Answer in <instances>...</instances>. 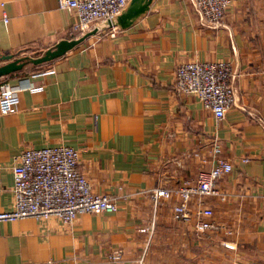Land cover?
<instances>
[{
    "label": "crops",
    "instance_id": "1",
    "mask_svg": "<svg viewBox=\"0 0 264 264\" xmlns=\"http://www.w3.org/2000/svg\"><path fill=\"white\" fill-rule=\"evenodd\" d=\"M75 21L58 0H0V56L37 57L74 38ZM93 29L63 55L0 76L24 83L17 110L0 111V209L13 203L16 155L68 144L94 191L120 195L118 210L0 221V264H264V0H233L219 25L202 21L193 0H152L127 26ZM222 59L234 101L218 120L176 89L175 70ZM218 155L234 169L218 179L224 197L203 201L222 230L196 231L197 199L181 219L179 195L154 203L152 188L195 182Z\"/></svg>",
    "mask_w": 264,
    "mask_h": 264
},
{
    "label": "built area",
    "instance_id": "2",
    "mask_svg": "<svg viewBox=\"0 0 264 264\" xmlns=\"http://www.w3.org/2000/svg\"><path fill=\"white\" fill-rule=\"evenodd\" d=\"M130 0H58L60 9L73 11L76 21L71 33L74 37L95 28L102 20H110L120 13ZM202 21L219 25L233 0H193ZM9 17L4 16L7 22ZM234 72L230 60H189L177 65L175 87L179 91L196 93L203 105L215 118H224L234 101ZM24 83H0V111L14 112L20 102V90ZM31 91L43 86L29 85ZM220 150L219 145L216 151ZM244 160H247L246 158ZM80 151L73 145L54 144L42 147L28 146L16 155L13 164V203L8 209H0V221H12L21 217L49 218L56 215L64 221L74 220L80 213L114 212L118 210L119 194L99 193L82 171ZM234 169L233 162L218 155L209 169L201 170L195 182L185 181L176 188L158 186L151 189L154 203L173 194L180 201L172 206L176 219L188 217L189 202L197 199L194 211V227L198 232L219 231L224 228L212 219L214 208L203 201L205 196L224 197L217 187L218 179ZM230 233L231 230L226 228ZM113 259H121V251L112 253Z\"/></svg>",
    "mask_w": 264,
    "mask_h": 264
},
{
    "label": "water",
    "instance_id": "3",
    "mask_svg": "<svg viewBox=\"0 0 264 264\" xmlns=\"http://www.w3.org/2000/svg\"><path fill=\"white\" fill-rule=\"evenodd\" d=\"M151 1L152 0H130L126 7L120 13L116 14L112 17V19L108 20L109 25H120L122 27L129 25L137 15L147 10ZM95 31L96 29H91L90 31L84 33L79 37L62 39L55 45V47L47 49L46 51H44V53L37 57H27L26 60L32 61L34 63H40L61 56L67 50L73 48L85 37H87L91 33H94ZM12 57V54L0 56V60H9L6 63L0 65V76L21 69L26 63V60L22 61L20 60V58L12 59Z\"/></svg>",
    "mask_w": 264,
    "mask_h": 264
},
{
    "label": "trees",
    "instance_id": "4",
    "mask_svg": "<svg viewBox=\"0 0 264 264\" xmlns=\"http://www.w3.org/2000/svg\"><path fill=\"white\" fill-rule=\"evenodd\" d=\"M72 37H74V35H71Z\"/></svg>",
    "mask_w": 264,
    "mask_h": 264
}]
</instances>
